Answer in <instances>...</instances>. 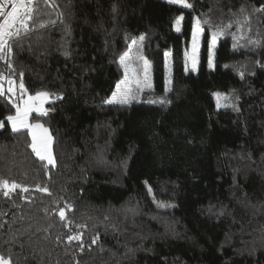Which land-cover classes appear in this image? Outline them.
Here are the masks:
<instances>
[{"label":"trees","instance_id":"16d2710c","mask_svg":"<svg viewBox=\"0 0 264 264\" xmlns=\"http://www.w3.org/2000/svg\"><path fill=\"white\" fill-rule=\"evenodd\" d=\"M187 2L38 0V30L0 54L2 80L24 85L0 95V181L20 186L0 191V255L11 264H264V0ZM197 17L212 23L201 24L200 60L186 71ZM229 24L210 67L207 39ZM141 35L132 64L149 62L151 87L131 84L138 102L104 104L124 76L119 56ZM38 92L52 99L29 121L48 128L55 167L7 121L20 96Z\"/></svg>","mask_w":264,"mask_h":264},{"label":"snow or ice","instance_id":"6c2138e0","mask_svg":"<svg viewBox=\"0 0 264 264\" xmlns=\"http://www.w3.org/2000/svg\"><path fill=\"white\" fill-rule=\"evenodd\" d=\"M171 4H177L180 3L184 8H191L192 5L187 2V0H168ZM43 3L45 5L56 7L54 0H43ZM10 8V10H8ZM39 11L38 8V0H3V2H0V16L3 17V22H0V54L7 53L8 55L12 52V45L11 41L15 39H20L22 36H28L30 35L34 30H38L36 28H33L30 26V21H34L36 13ZM115 11V9H114ZM241 12L244 11L243 8L240 9ZM257 11L264 12V7H261L260 9H257ZM183 17H178L175 24H176V31H180V24ZM58 20L60 23H63V13L58 14ZM57 21H51V23H56ZM248 22V17H245V23ZM209 24L211 25V20L205 19L203 21L200 20L199 17L195 18V22L193 24V59H195V51L197 47V36L198 34L203 31L201 28V24ZM239 23V22H237ZM46 27L44 24H40L39 28ZM231 27V24L226 25L224 27L217 26V31L213 33L212 37V44L209 48V66H212V56H211V49L215 45L216 37L217 35L224 34V31L226 28ZM70 28L68 26L65 27V33H69ZM145 40V36L141 35L138 40L133 39L131 44L128 45V51H125L119 56V64L124 68L125 70V76L122 80H120L116 84V90L112 92V95L110 98L103 101L104 104L107 105H116L119 104L121 106L129 105L133 101L138 102V95L137 91L134 90L131 86L132 81L129 78V71L130 66L133 63V56H132V49L133 47L142 46L143 41ZM249 43L252 44H258L259 41H249ZM66 55L68 53H65ZM137 61L143 60V73H144V81L136 80V89L140 92L143 91L142 84H145L147 87H151V84L149 81V74H150V68L151 65L149 62L143 58V56H139L136 58ZM9 67H11V64H9ZM23 76V73H21V77ZM0 79H3L2 74H0ZM8 84L10 87L8 88V92H13L14 89L11 87L14 84V81L8 78ZM170 83V80H166L165 83V92L169 90L168 85ZM20 89L24 90V85L21 82ZM3 85L0 84V95H3ZM50 94L47 92H38L35 96H28L26 100L23 101V106L21 105H14L16 108V114L14 116H8L7 121L9 122L11 126V131L13 133H17L21 131L22 129H29V134L32 137V143L30 147L32 148V151L37 155V157L41 161H47L48 165H51L52 167L56 166L55 159L52 154V142L53 138L49 134L48 129L43 128L41 125H29L27 123V116L30 111H33V102L39 100L43 102V100L48 97ZM214 96L217 100V107H229L230 105L223 104L221 101H226L227 97L224 96L221 93H214ZM153 103L159 102L161 104L168 103V101L164 98L160 99L159 101H151ZM37 111H43L41 108L35 109ZM46 114V113H44ZM4 124L0 123V128H3ZM39 129L40 132L38 133L36 130ZM0 187H2L4 190L3 195L5 197H8L10 195V192L14 191L16 188L20 187L19 185L13 183L11 185L8 184L7 181H0ZM38 190L47 193L48 189L46 187L40 188L38 186ZM23 191H28L27 188H24ZM149 193H151V188H149ZM50 194V193H49ZM158 207H171V205H165V204H157ZM134 211V210H130ZM59 216L61 220H65V210L60 209ZM99 237L97 236L92 240V244H96ZM81 241L82 235L77 234L74 236H69L68 241ZM84 245L83 243L80 244V248L83 249ZM0 264H11L10 260L4 259L3 257H0Z\"/></svg>","mask_w":264,"mask_h":264},{"label":"rangeland","instance_id":"374dc122","mask_svg":"<svg viewBox=\"0 0 264 264\" xmlns=\"http://www.w3.org/2000/svg\"><path fill=\"white\" fill-rule=\"evenodd\" d=\"M165 1H168V0H165ZM0 2H3V0H0ZM176 5L182 6V4H180V3H177ZM8 10H10V8ZM181 16L182 15H180L179 17H181ZM0 22H3V17L2 16H0ZM174 31H176V24H174ZM203 34H204L203 31H201L198 34V36H197V47H196V51H195V59H193V26H192L191 34H190V37L188 39L187 46H186V48L184 50V69L186 71H195L196 68H197V64H198V62L200 60V54H201V52L203 50V45H202ZM212 37L213 36H209L208 37V39H207V46H206V50H205L206 51V56H207V59L208 60H209V55H210L209 48H210V45L212 44ZM216 42H217V40H216ZM216 42H215V45L211 49L212 63H213V54H214V49L216 47ZM164 67H165V78H166V80H168L169 73H170V51H165V53H164ZM124 76H125V72H124ZM124 76H123V78H124ZM129 78L132 81V84L133 85H136V83H135L136 80L144 81L143 60L141 61L140 67L138 69H136L135 66L133 64H131L130 71H129ZM0 84L3 85V90H6L8 92V88L10 87V85L8 84V82L7 81L4 82L2 79H0ZM141 86H146V85L145 84H142ZM11 87H13L14 91L13 92H8L10 95L14 96L17 93L23 95V93H22L23 91L20 89V85H17L14 82V84ZM115 90H116V87H115L114 91ZM35 95L36 94L31 95V96H35ZM28 96H30V94H27V93H24V96L23 97L20 96L17 105L23 106V101L26 100L28 98ZM51 99L52 98L50 96H48V97H46L43 100V102H41L39 100L33 102V111H30L28 113V116H27V123L29 125H37V124H39V123H31L29 121V115L32 112H36V113H46L48 111V109L46 108L45 105ZM216 105H217V100H216ZM37 108H41L43 111H37V110H35ZM39 125H41V124H39ZM41 126L43 128H45V129H48L47 127H45L43 125H41ZM28 131H29V129H28ZM36 131L38 133L40 132L39 129H37ZM48 132H49V130H48ZM31 143H32V137H31ZM9 185H11V184H9ZM4 190L5 189H3L2 187H0V191H3L4 192ZM0 257H2V256L0 255ZM4 259H6V258H4Z\"/></svg>","mask_w":264,"mask_h":264}]
</instances>
